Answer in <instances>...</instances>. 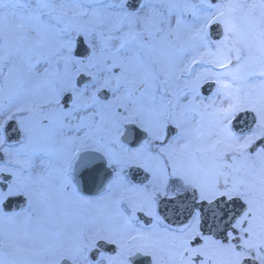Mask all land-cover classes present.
<instances>
[{
    "label": "snow or ice",
    "instance_id": "snow-or-ice-1",
    "mask_svg": "<svg viewBox=\"0 0 264 264\" xmlns=\"http://www.w3.org/2000/svg\"><path fill=\"white\" fill-rule=\"evenodd\" d=\"M0 264H264V0H0Z\"/></svg>",
    "mask_w": 264,
    "mask_h": 264
}]
</instances>
